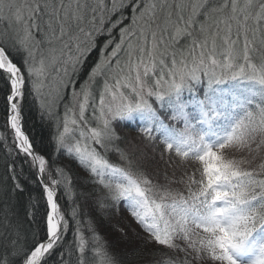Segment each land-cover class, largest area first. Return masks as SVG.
I'll use <instances>...</instances> for the list:
<instances>
[{
	"label": "snow or ice",
	"instance_id": "obj_1",
	"mask_svg": "<svg viewBox=\"0 0 264 264\" xmlns=\"http://www.w3.org/2000/svg\"><path fill=\"white\" fill-rule=\"evenodd\" d=\"M0 22V264H264V0Z\"/></svg>",
	"mask_w": 264,
	"mask_h": 264
},
{
	"label": "trees",
	"instance_id": "obj_2",
	"mask_svg": "<svg viewBox=\"0 0 264 264\" xmlns=\"http://www.w3.org/2000/svg\"><path fill=\"white\" fill-rule=\"evenodd\" d=\"M0 27H3V22H0ZM120 131H121L122 136L125 137V139H131L132 137H135L137 135L135 125H132L130 127H122ZM111 158L115 160L114 156H112Z\"/></svg>",
	"mask_w": 264,
	"mask_h": 264
}]
</instances>
